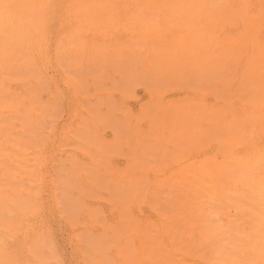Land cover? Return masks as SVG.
Wrapping results in <instances>:
<instances>
[{"label": "rangeland", "instance_id": "rangeland-1", "mask_svg": "<svg viewBox=\"0 0 264 264\" xmlns=\"http://www.w3.org/2000/svg\"><path fill=\"white\" fill-rule=\"evenodd\" d=\"M238 2L19 0L0 28V264H235V207L220 222L181 176L213 155L212 118L201 63L174 51Z\"/></svg>", "mask_w": 264, "mask_h": 264}, {"label": "bare ground", "instance_id": "bare-ground-1", "mask_svg": "<svg viewBox=\"0 0 264 264\" xmlns=\"http://www.w3.org/2000/svg\"><path fill=\"white\" fill-rule=\"evenodd\" d=\"M237 1L240 2L233 6L225 5L223 11L203 17L204 21L198 23L205 30V43H199L194 37L187 43L196 45H191L192 48L183 46V41L182 44H176L180 48L174 51V57L183 61L182 68H191L184 62L189 55L194 63L202 65L201 68L197 65L194 70L196 74L192 77L196 78L197 72L205 76V81L195 86L201 88L202 98L210 102L199 117L202 119L204 114H208L212 121L201 130L198 138L202 141L200 143L213 146V155L209 160L203 162L197 158V161L185 164V173L179 171L195 190L202 207L211 212L216 210L219 220L223 217L219 209L221 202L235 207L236 218L229 217L221 223L224 228L231 230L233 237L232 251L235 249V255L232 254L230 260L233 259L235 264H264V0ZM19 6V0H0V28L17 25L22 16ZM226 65L231 66V71L223 75L220 68ZM179 83L186 84L187 89L186 94H183L185 106L177 108L197 109L196 104L188 107L187 101L197 88L192 91L194 84ZM170 92H173V88ZM180 98L182 96L179 95ZM196 144L199 143H187L191 148L196 147ZM207 181L216 183L218 188L217 199L213 201L208 198L210 196L205 189ZM239 183L242 191H239ZM172 250L177 254L176 248L172 247Z\"/></svg>", "mask_w": 264, "mask_h": 264}]
</instances>
